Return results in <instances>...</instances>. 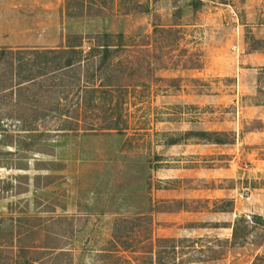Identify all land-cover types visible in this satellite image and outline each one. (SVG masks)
I'll list each match as a JSON object with an SVG mask.
<instances>
[{
  "label": "rangeland",
  "instance_id": "1",
  "mask_svg": "<svg viewBox=\"0 0 264 264\" xmlns=\"http://www.w3.org/2000/svg\"><path fill=\"white\" fill-rule=\"evenodd\" d=\"M79 1L0 0V47L121 32L137 84L96 132L0 93V264H264L230 242L264 216V0Z\"/></svg>",
  "mask_w": 264,
  "mask_h": 264
},
{
  "label": "trees",
  "instance_id": "2",
  "mask_svg": "<svg viewBox=\"0 0 264 264\" xmlns=\"http://www.w3.org/2000/svg\"><path fill=\"white\" fill-rule=\"evenodd\" d=\"M79 4L86 8L83 0ZM69 36L74 35L55 47H0V93L13 95L16 102L24 98L34 104L40 98L34 112L41 119L54 120L53 131L122 129L123 91L137 84L123 79L125 67L137 54L131 50L133 45L123 42L121 32L97 33L86 48L80 38L70 40ZM200 134L207 138L213 134L211 141H223L213 131ZM254 228L264 232V216L240 215L232 223L230 242L245 240ZM255 256L264 263V252Z\"/></svg>",
  "mask_w": 264,
  "mask_h": 264
},
{
  "label": "crops",
  "instance_id": "3",
  "mask_svg": "<svg viewBox=\"0 0 264 264\" xmlns=\"http://www.w3.org/2000/svg\"><path fill=\"white\" fill-rule=\"evenodd\" d=\"M45 47H55V46H45ZM43 248H46V247L44 246ZM54 250H56V249H54ZM57 250L60 251L59 248H57ZM34 262H36V260L35 259H31L28 262H26V264H35Z\"/></svg>",
  "mask_w": 264,
  "mask_h": 264
}]
</instances>
